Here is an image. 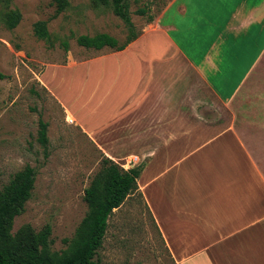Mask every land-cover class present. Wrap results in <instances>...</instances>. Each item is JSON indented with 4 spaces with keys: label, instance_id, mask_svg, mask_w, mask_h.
Returning <instances> with one entry per match:
<instances>
[{
    "label": "crops",
    "instance_id": "obj_1",
    "mask_svg": "<svg viewBox=\"0 0 264 264\" xmlns=\"http://www.w3.org/2000/svg\"><path fill=\"white\" fill-rule=\"evenodd\" d=\"M141 30L71 67L67 116L120 166L137 157L173 264H264V170L232 109L264 52V0H169Z\"/></svg>",
    "mask_w": 264,
    "mask_h": 264
},
{
    "label": "rangeland",
    "instance_id": "obj_2",
    "mask_svg": "<svg viewBox=\"0 0 264 264\" xmlns=\"http://www.w3.org/2000/svg\"><path fill=\"white\" fill-rule=\"evenodd\" d=\"M169 0H127L134 31L157 16ZM143 9L144 13L138 10ZM19 13L15 27L6 11ZM44 21L48 40L34 33ZM106 32L119 43L129 31L112 9V0H68L56 11L54 0H0V189L14 174L35 169L31 197L14 218L13 231L24 224L39 230L51 225L50 248L60 251L87 211L84 189L99 170L102 156L80 124L68 117L65 84L71 67L113 49L77 42L82 34ZM61 101H60V100ZM239 134L264 170V52L232 102ZM39 120L47 123V147L38 140ZM102 264H173L155 225L134 192L108 218L97 253Z\"/></svg>",
    "mask_w": 264,
    "mask_h": 264
},
{
    "label": "trees",
    "instance_id": "obj_3",
    "mask_svg": "<svg viewBox=\"0 0 264 264\" xmlns=\"http://www.w3.org/2000/svg\"><path fill=\"white\" fill-rule=\"evenodd\" d=\"M8 1L5 0L6 3ZM54 2L57 12L63 11L68 6V0H54ZM112 9L124 21L129 31L126 40L119 43L114 36L99 32L92 36L79 35L77 42L80 45L96 49L109 46L119 50L137 37L138 32L134 31L127 0H112ZM138 11L144 13L143 9ZM6 12L5 22L10 28L15 27L19 13L13 10ZM151 19L152 16H149L148 20ZM34 33L39 38L46 40L49 38L44 21L34 23ZM2 77L3 74L0 73V78ZM46 128L47 123L39 120L38 140L44 148L48 143ZM141 169V166L124 169L114 160L103 155L99 170L84 189L87 211L78 223L73 236L64 239L67 246L55 251L50 248L52 241L50 224H45L39 230L24 224L13 231L14 218L24 210L34 187L35 169L25 165L0 189V264H102L97 258V253L103 243L108 218L128 196L136 191L139 192L137 178Z\"/></svg>",
    "mask_w": 264,
    "mask_h": 264
},
{
    "label": "built area",
    "instance_id": "obj_4",
    "mask_svg": "<svg viewBox=\"0 0 264 264\" xmlns=\"http://www.w3.org/2000/svg\"><path fill=\"white\" fill-rule=\"evenodd\" d=\"M137 161V157L136 156H131L127 159V161L125 162V164H122L121 166L124 168V169H129L130 165H132L133 163H135Z\"/></svg>",
    "mask_w": 264,
    "mask_h": 264
}]
</instances>
